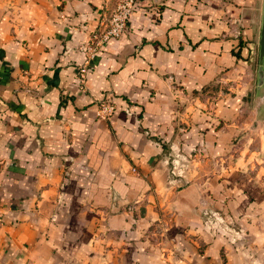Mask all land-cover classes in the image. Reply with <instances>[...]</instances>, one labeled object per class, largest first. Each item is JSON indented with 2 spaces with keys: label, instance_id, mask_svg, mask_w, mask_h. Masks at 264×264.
I'll use <instances>...</instances> for the list:
<instances>
[{
  "label": "crops",
  "instance_id": "crops-1",
  "mask_svg": "<svg viewBox=\"0 0 264 264\" xmlns=\"http://www.w3.org/2000/svg\"><path fill=\"white\" fill-rule=\"evenodd\" d=\"M117 1L0 0V264H264V177L227 160L263 0H137L81 86L83 45ZM176 142L191 160L173 190Z\"/></svg>",
  "mask_w": 264,
  "mask_h": 264
},
{
  "label": "rangeland",
  "instance_id": "rangeland-1",
  "mask_svg": "<svg viewBox=\"0 0 264 264\" xmlns=\"http://www.w3.org/2000/svg\"><path fill=\"white\" fill-rule=\"evenodd\" d=\"M238 29L240 30L241 27H238ZM250 45L253 57L251 61L252 66H250L253 74V82L251 83L250 92L246 96L248 99V105L245 108L246 111L242 114L243 117L241 118V120L246 122V124L242 129L235 127L238 126L239 123L233 124L234 136L231 141L232 151L231 154L228 155L227 160L232 161L234 164L232 169L233 177H253L258 179L264 177V143H262L264 139V128L261 126L259 127L256 118H253L255 112L254 106L258 103L255 99L256 70L258 62L257 39L254 38ZM260 95L264 96V87L261 89ZM260 110L264 116V101ZM163 160L166 164V178H170L171 181H177L180 178L184 179L186 177L188 165L191 159L186 154L184 155L182 153L178 142L170 145L169 147L166 146ZM223 160L226 159H222L219 166H224L226 164ZM176 185L177 184L174 183L173 185H169L168 188L173 190L178 189ZM207 215H204V217L202 216L203 219H201V221L203 227L215 232L214 234H222L224 237H228V234H230V236L234 239H243L244 233L241 229L230 232V230L225 228L226 219L224 217L214 214L215 217L218 216L221 218L215 219L211 215ZM255 264H258V261H255Z\"/></svg>",
  "mask_w": 264,
  "mask_h": 264
},
{
  "label": "built area",
  "instance_id": "built-area-1",
  "mask_svg": "<svg viewBox=\"0 0 264 264\" xmlns=\"http://www.w3.org/2000/svg\"><path fill=\"white\" fill-rule=\"evenodd\" d=\"M137 0H118L115 9L103 20L98 31L83 45V62L76 72V81L82 86L86 80L87 72L91 62L95 59L98 50L102 45L112 39L123 37L129 29L132 12L135 8ZM115 107L109 101H102L98 104L96 117L100 120H106L114 112ZM173 164V163H172ZM174 166V164H173ZM168 179V184L173 185L176 180ZM181 179V178H180ZM215 219H221L216 216Z\"/></svg>",
  "mask_w": 264,
  "mask_h": 264
},
{
  "label": "water",
  "instance_id": "water-1",
  "mask_svg": "<svg viewBox=\"0 0 264 264\" xmlns=\"http://www.w3.org/2000/svg\"><path fill=\"white\" fill-rule=\"evenodd\" d=\"M264 87V0L262 2V18L261 27L258 42V62L256 70V87H255V99L256 102L262 98L260 95L261 89Z\"/></svg>",
  "mask_w": 264,
  "mask_h": 264
},
{
  "label": "flooded vegetation",
  "instance_id": "flooded-vegetation-1",
  "mask_svg": "<svg viewBox=\"0 0 264 264\" xmlns=\"http://www.w3.org/2000/svg\"><path fill=\"white\" fill-rule=\"evenodd\" d=\"M264 99V96H262V98L259 100L260 101V105H262V103H263V100Z\"/></svg>",
  "mask_w": 264,
  "mask_h": 264
}]
</instances>
